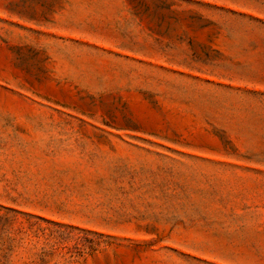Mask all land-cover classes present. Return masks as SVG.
<instances>
[{
    "label": "rangeland",
    "instance_id": "rangeland-1",
    "mask_svg": "<svg viewBox=\"0 0 264 264\" xmlns=\"http://www.w3.org/2000/svg\"><path fill=\"white\" fill-rule=\"evenodd\" d=\"M0 264H264V0H0Z\"/></svg>",
    "mask_w": 264,
    "mask_h": 264
}]
</instances>
